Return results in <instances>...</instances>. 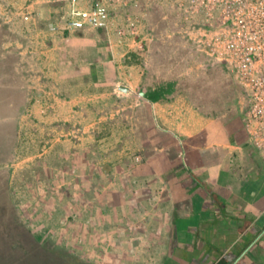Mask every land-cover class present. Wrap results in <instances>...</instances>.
<instances>
[{
  "label": "crops",
  "instance_id": "obj_1",
  "mask_svg": "<svg viewBox=\"0 0 264 264\" xmlns=\"http://www.w3.org/2000/svg\"><path fill=\"white\" fill-rule=\"evenodd\" d=\"M140 2L114 8L120 24L141 19L143 52L103 28L66 30L65 1L31 6L29 20L28 0L0 2L20 37L13 69L47 83L18 132L21 152L37 143L33 164L60 204L46 223L74 230L81 255L102 264H264V158L246 137V108L233 116L178 90L152 100L167 82L148 76Z\"/></svg>",
  "mask_w": 264,
  "mask_h": 264
},
{
  "label": "rangeland",
  "instance_id": "obj_2",
  "mask_svg": "<svg viewBox=\"0 0 264 264\" xmlns=\"http://www.w3.org/2000/svg\"><path fill=\"white\" fill-rule=\"evenodd\" d=\"M160 1L146 0L143 5L140 2L150 13L146 28L150 36L148 76L156 84L167 82L181 93L198 95L201 107L228 108L233 116L241 114L247 102L242 88L231 79L227 68L206 54L183 29L172 5ZM19 39L13 24L1 17L0 6V264H20L35 255L40 258L38 264H50L52 260L62 264L63 256L85 264H102L81 255L74 236L68 235L74 230L61 225L52 228L46 223L50 210L60 204L55 200L52 207L45 195V165L33 164L37 143L29 139L25 152H21L18 132L21 121L27 123L33 114L34 92L46 94L47 83L22 80L17 69H13L19 58L15 47ZM110 103L106 105L108 111L115 109L114 102ZM42 105L44 110L45 102ZM133 110L135 121H140L139 106Z\"/></svg>",
  "mask_w": 264,
  "mask_h": 264
},
{
  "label": "built area",
  "instance_id": "obj_3",
  "mask_svg": "<svg viewBox=\"0 0 264 264\" xmlns=\"http://www.w3.org/2000/svg\"><path fill=\"white\" fill-rule=\"evenodd\" d=\"M61 1L69 3L66 30L103 28L131 50L145 51L139 16L128 14L123 25L115 12V6L128 7L131 0H28L22 16L29 20L30 7L37 3ZM165 1L175 8L183 29L244 91L246 137L264 158V0Z\"/></svg>",
  "mask_w": 264,
  "mask_h": 264
},
{
  "label": "trees",
  "instance_id": "obj_4",
  "mask_svg": "<svg viewBox=\"0 0 264 264\" xmlns=\"http://www.w3.org/2000/svg\"><path fill=\"white\" fill-rule=\"evenodd\" d=\"M231 79L233 80V78L231 77ZM237 84V83H236ZM176 88L174 85H166V86H160L159 88L155 89L154 91H152L149 95V97L152 100H157V99H164V98H171L173 97V95L176 94ZM38 255H35L34 258L28 257L22 261H20V264H38L40 262V258L37 257ZM40 256V254H39ZM62 260V264H85L79 260L74 261L73 259H71L70 257H64L61 259ZM47 263V262H46ZM45 263V264H46ZM50 264H54V260L51 261Z\"/></svg>",
  "mask_w": 264,
  "mask_h": 264
},
{
  "label": "water",
  "instance_id": "obj_5",
  "mask_svg": "<svg viewBox=\"0 0 264 264\" xmlns=\"http://www.w3.org/2000/svg\"><path fill=\"white\" fill-rule=\"evenodd\" d=\"M121 89L124 90V91H128L129 90V88L126 87V86H122Z\"/></svg>",
  "mask_w": 264,
  "mask_h": 264
}]
</instances>
